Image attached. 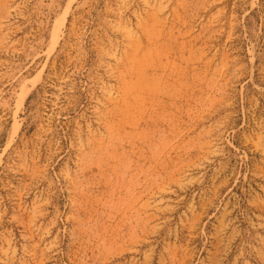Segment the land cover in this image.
<instances>
[{"label": "rangeland", "instance_id": "1", "mask_svg": "<svg viewBox=\"0 0 264 264\" xmlns=\"http://www.w3.org/2000/svg\"><path fill=\"white\" fill-rule=\"evenodd\" d=\"M0 264H264V0H0Z\"/></svg>", "mask_w": 264, "mask_h": 264}]
</instances>
